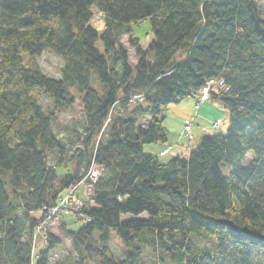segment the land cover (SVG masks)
Masks as SVG:
<instances>
[{"label":"trees","instance_id":"trees-1","mask_svg":"<svg viewBox=\"0 0 264 264\" xmlns=\"http://www.w3.org/2000/svg\"><path fill=\"white\" fill-rule=\"evenodd\" d=\"M95 10L105 17L102 31L92 23ZM145 20L147 49L132 29ZM46 50L64 60L61 77L37 62ZM211 81L210 101L229 112L226 131L203 135L187 156L163 161L146 152L169 141L162 110L199 96ZM78 99L81 126L59 134L58 114ZM60 166L70 171L60 175ZM95 166L97 182L88 177ZM85 180L93 188L78 212L81 227L66 228L76 264H145L147 248L175 264H264L258 0H0V264H52L60 240L47 233L37 249L35 232Z\"/></svg>","mask_w":264,"mask_h":264},{"label":"rangeland","instance_id":"rangeland-1","mask_svg":"<svg viewBox=\"0 0 264 264\" xmlns=\"http://www.w3.org/2000/svg\"><path fill=\"white\" fill-rule=\"evenodd\" d=\"M259 6L264 11V0H258ZM93 25L102 31L105 27V17L97 10L94 11V18L92 20ZM134 35L140 39L143 48L147 49L151 40V24L149 20L141 21L139 23L132 25ZM121 41L128 50L130 56V63L135 67L138 62V57L136 56L135 50L129 44V35H123ZM103 47V44L100 42L99 46ZM37 62L39 63L42 71L49 77L59 78L61 77V68L64 64V60L57 56L52 50H46L42 55L37 57ZM77 94L76 92H74ZM77 96H79L77 94ZM41 102L44 107L47 109L52 108V101L47 98L45 95H42ZM197 99L195 96H192L181 103L171 104L170 106L162 110L161 115L165 116L164 126L170 132V142L172 146H178L180 149H184L185 153L191 149H195L202 138V135L205 131H209L211 134L225 132L228 127V122L224 120V124L219 126H214L215 114L207 109V104L202 106V109L198 111V114H195V105ZM211 106V103L209 104ZM223 114L220 113L219 117H222ZM84 120V112L81 99H78L76 105L64 113L58 114V121L55 123V130L61 134L65 135L66 130L70 128V125L81 126V123ZM192 123L191 134H193L194 139L190 140L188 135L184 134V126L187 123ZM207 127V128H205ZM167 145H170V144ZM159 144L157 149L159 150L162 146ZM155 144L147 145L146 152L155 153L151 148ZM165 152V153H164ZM165 157L162 158L163 161L168 160L173 152L164 151ZM52 154V153H51ZM54 154V153H53ZM52 154V155H53ZM162 155V153H160ZM167 154V155H166ZM56 155V154H55ZM252 159V156H248L247 162ZM58 174L63 175L70 171V167L60 166L57 168ZM96 172V170H94ZM92 187L87 184H82L76 191V200L73 201L69 208H63L57 212L56 218L48 222V225L44 226L42 230L37 229L35 235H37V249L42 246L47 245V233H52L59 240L60 244L51 251L53 257V263L56 264L57 261H62L64 264H76L79 261V253L75 249L73 241L67 236L66 228H71L72 230H77L81 227L82 222L78 223L76 220H79L80 207H83L84 201L88 200L91 196ZM69 191H66L63 195L67 198ZM126 218V217H125ZM202 245L209 244V241L205 238L200 240ZM110 247L113 253L116 256L122 255L124 252V247L121 243V240L116 236L115 233H112V238L110 240ZM39 250L36 251L38 253ZM145 264H175L169 258L165 257V261H162L160 255L156 252H153L152 249L147 248L144 256ZM85 264H96L93 261H87Z\"/></svg>","mask_w":264,"mask_h":264},{"label":"built area","instance_id":"built-area-1","mask_svg":"<svg viewBox=\"0 0 264 264\" xmlns=\"http://www.w3.org/2000/svg\"><path fill=\"white\" fill-rule=\"evenodd\" d=\"M215 85L216 84L214 83V81L209 82V84L205 88H203V90L199 94L198 99H197V103H196V112H195L196 115L198 114V111H199L201 105L204 102H208L211 100V93L214 89H216ZM221 122L222 121L220 119L216 120L214 122V126L221 125ZM191 128H192V123L187 124L184 128V134L188 135L190 140H192L194 138V136L191 134ZM164 153H162V154H164ZM94 170H96V172H94ZM101 174H102V170L95 166L89 173V176H88L89 180H92L93 182H97V180L99 179ZM83 184H85V185L87 184L88 186L93 188V185L90 182H87L86 180H85V182H83ZM81 185H82V183H81ZM79 186L80 185H77V186H74L71 189H69L68 190L69 194L67 195L68 197L66 198L65 195H63L60 198L58 205L48 210V212L45 215L43 222L38 227L39 230H42L44 228V226L48 225V222H50V221H52V219L56 218V214L58 211H60L64 207L65 208L70 207L71 203L76 200V191L79 188ZM91 194H92V190H91ZM85 201H84V205H85ZM82 208L83 207H80L79 210L81 211ZM34 240H35L34 244H36L37 243V235H35Z\"/></svg>","mask_w":264,"mask_h":264},{"label":"crops","instance_id":"crops-1","mask_svg":"<svg viewBox=\"0 0 264 264\" xmlns=\"http://www.w3.org/2000/svg\"><path fill=\"white\" fill-rule=\"evenodd\" d=\"M192 97V96H191ZM190 98V97H189ZM195 98L196 99H198V95H196L195 96ZM188 99V98H187ZM209 102V104L211 103V106H209V104H207V109L208 110H210L211 109V111L215 114V120H221L222 122H221V124H224V120H225V122L227 121L228 122V117H229V112L226 110V109H224L223 108V106L222 105H220V104H218V103H216V102H212V101H208ZM208 102H204L202 105H201V107H200V110L202 109V106L204 105V104H206V103H208ZM196 106V105H195ZM220 113L221 114H223L222 115V117H219V115H220ZM185 123H187V122H185ZM188 124V123H187ZM186 125V124H185ZM205 128H207V127H205ZM205 134H211V133H209V131H205V133L203 134V135H205ZM202 135V136H203ZM170 142V137H169V141H168V143ZM167 143V144H168ZM167 144H162L161 146V148L158 150L157 148V146L159 145V144H155V146L153 147V148H151L153 151H156L157 150V152H155V154H160V153H162V152H164V151H168V152H173V155H171V156H176V155H184V156H187L188 154H189V152L192 150H190V151H187L186 153H185V151H184V149H180L178 146H172V144L171 143H169L170 145H167ZM152 152V151H151Z\"/></svg>","mask_w":264,"mask_h":264}]
</instances>
